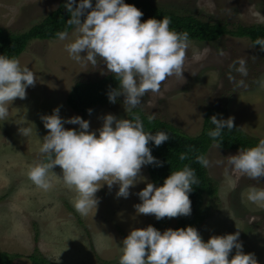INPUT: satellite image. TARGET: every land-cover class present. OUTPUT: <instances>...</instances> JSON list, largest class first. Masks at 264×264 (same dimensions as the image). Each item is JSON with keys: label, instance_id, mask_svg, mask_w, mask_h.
I'll return each mask as SVG.
<instances>
[{"label": "rangeland", "instance_id": "obj_1", "mask_svg": "<svg viewBox=\"0 0 264 264\" xmlns=\"http://www.w3.org/2000/svg\"><path fill=\"white\" fill-rule=\"evenodd\" d=\"M61 1L0 0V27L13 33L26 31ZM149 1L203 20L264 25V0ZM76 35L74 27L65 40H31L16 58L22 67L30 68L37 82L26 89L25 99L12 102L7 120H0V250L10 254L11 264H31L28 256L33 253L48 264L119 263L122 241L133 228L152 225L163 232L176 226L174 218L160 222L153 215L136 213L135 205L141 203L137 193L152 182L146 165L141 169L146 179L130 188L128 198L117 197L118 184L111 190L104 184L96 193V211L93 208L86 216L75 210L76 194L59 178V166L49 173L52 186L48 190L28 178L30 167L48 162L40 152L48 133L42 116L58 108L65 120L80 116L89 121L90 131L102 126L106 114L127 118L122 95L116 103L91 108V113L68 106L66 96L76 81L110 74L98 57L93 66L83 55L80 60L70 56L66 45ZM184 69V83L182 77H169L158 94H146L138 107L189 135L199 133L209 107L222 108L248 135L264 139V50L260 46L229 35L211 42L188 40ZM64 127L79 130L78 124L65 123ZM20 128L31 132L23 136ZM238 151L224 150L216 143L209 147L206 169L217 192L203 196L209 215L195 228L204 241L212 235L239 231L243 252L253 253L260 264L264 261V207L250 202L247 195L251 186L264 188V177L255 181L235 174L228 160ZM235 252L233 249L229 259Z\"/></svg>", "mask_w": 264, "mask_h": 264}, {"label": "clouds", "instance_id": "obj_2", "mask_svg": "<svg viewBox=\"0 0 264 264\" xmlns=\"http://www.w3.org/2000/svg\"><path fill=\"white\" fill-rule=\"evenodd\" d=\"M65 8L70 13L67 24L75 26L77 33L66 50L75 60L83 55L96 66L98 57L106 65L107 72L118 81V87L108 92L111 103H116L122 95L125 111H129L138 107L146 94H158L169 77H182L181 83L185 82L188 33L170 30L168 18L153 17L142 22L143 12L124 0H96L95 6L92 0L78 3L66 0ZM56 35L60 40L68 37L66 30ZM257 45L264 50V39L258 38L254 43ZM36 82L28 66L22 67L17 59L0 55V120H7L12 102L25 99L26 89L34 87ZM88 111L91 113V109ZM41 119L48 133L40 152L46 154L48 162L30 167L28 178L37 187L48 190L52 186L49 173L59 166L62 170L59 178L75 192L73 206L82 216L93 208L96 211L99 203L96 193L104 184L109 190L118 184L117 197L128 198L130 188L146 179L141 176L144 165L161 166L152 155L149 142L159 147L170 138L166 132H145L138 115L130 120L106 114L96 131H90L89 121L80 116L61 118L58 108ZM210 120L215 127L208 135L213 139L220 137L222 130L234 128V117L218 119L213 115ZM65 123L78 124L79 130L66 129ZM19 131L27 137L31 129ZM185 158V154L180 155L181 160ZM196 160L204 167L209 165L203 155ZM228 163L235 174L260 181L264 177V139L254 147L239 149L238 154L229 156ZM198 183L194 170L187 166L171 172L161 186L147 182L137 193L141 203L135 205L136 213L153 215L157 220L189 216V193ZM247 199L264 207V188L251 186ZM239 236L237 231L212 235L204 241L190 225L163 232L152 225L133 228L122 241L119 264H258L253 253L243 252ZM233 249L235 255L229 259Z\"/></svg>", "mask_w": 264, "mask_h": 264}, {"label": "trees", "instance_id": "obj_3", "mask_svg": "<svg viewBox=\"0 0 264 264\" xmlns=\"http://www.w3.org/2000/svg\"><path fill=\"white\" fill-rule=\"evenodd\" d=\"M79 0H77V3ZM96 0H92L95 6ZM126 4H132L143 12L141 21L148 18H168L171 23L170 30L178 33L187 32L188 40L197 41H215L224 35L232 37L247 38L252 45L259 39H264V25L230 23L225 20H203L192 13H183L172 9H163L149 0H124ZM66 0H62L58 6L51 10L39 23L33 25L26 31L13 33L0 27V55L9 58H17L26 48L27 44L34 39L51 40L58 38L57 32L71 31L75 26H69L67 20L70 13L65 8ZM83 20V17L81 18ZM258 46V45H257ZM118 87V81L112 73L107 74L95 80H78L71 87L66 96L68 106L77 112L85 113L87 110L96 106H105L110 103L108 92L111 88ZM139 116L145 132H166L169 140L155 146L149 142V148L152 155L161 162V166L156 164L146 165L149 178L156 186H161L171 172L183 170L189 167L194 170L195 176L199 181L194 184L193 190L189 193L191 201V214L189 216H180L176 220V228L186 226L197 227L208 215V210L203 206V196H213L217 192L216 184L207 173L206 167L197 162V156H205L212 143H216L224 150H244L258 145L260 138L248 135L240 129L235 123L233 130H222L221 136L213 139L208 135L209 131L214 130V125L210 118L216 115L218 119L227 117L222 108L209 107L203 116L202 127L198 134L189 135L182 132L179 128L170 122L155 118L149 119L139 107L133 108L127 112V119L134 120ZM185 154L184 160L180 155ZM170 218L161 219L165 222ZM31 264H48V261L38 255L30 254L28 256ZM11 256L6 251L0 250V264H11ZM112 264V263H102ZM119 264V263H114ZM260 264H264L262 261Z\"/></svg>", "mask_w": 264, "mask_h": 264}]
</instances>
